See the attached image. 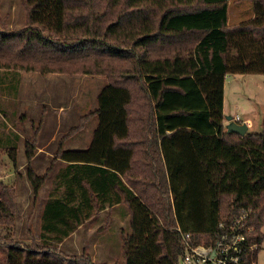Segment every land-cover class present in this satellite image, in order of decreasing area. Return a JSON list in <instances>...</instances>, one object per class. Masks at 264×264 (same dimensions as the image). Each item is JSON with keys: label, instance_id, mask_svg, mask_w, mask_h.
I'll return each mask as SVG.
<instances>
[{"label": "trees", "instance_id": "16d2710c", "mask_svg": "<svg viewBox=\"0 0 264 264\" xmlns=\"http://www.w3.org/2000/svg\"><path fill=\"white\" fill-rule=\"evenodd\" d=\"M249 1L253 17L230 25V0H23L24 27L0 28V81L37 70L27 60L36 52L51 56L36 62L41 72L77 68L108 79L90 146L61 153L67 166L41 214L43 252L117 204L130 213L124 264H180L181 232L215 244L219 223L243 211L262 244L264 122L244 136L224 125L227 76L264 74V0ZM91 51L102 56L76 66ZM2 125L0 161L6 151L16 165L22 138ZM47 178L28 171L35 196ZM13 195L0 181V216L11 217ZM242 264H253L249 254Z\"/></svg>", "mask_w": 264, "mask_h": 264}, {"label": "rangeland", "instance_id": "374dc122", "mask_svg": "<svg viewBox=\"0 0 264 264\" xmlns=\"http://www.w3.org/2000/svg\"><path fill=\"white\" fill-rule=\"evenodd\" d=\"M252 7L249 0H230V25L250 20ZM26 14L23 0H0L1 29L11 31L24 27ZM94 52L91 51L87 61L75 63L76 66L86 62L93 65L94 60H99L97 56H102ZM49 57L47 53L36 52L27 60L37 70L20 71L19 82L9 77L0 81V86H13L7 91L10 95L0 94V104L5 109L0 115V129L7 122L5 131L22 138L16 165L6 151L2 152L0 161V181L14 190L9 205L11 217L0 216V264H53L51 258L55 256L64 264H71L82 255H88L89 264H124L121 236L130 230V213L125 205L109 213H98L63 246L53 244L49 251L42 250L44 203L55 188L54 176L59 168L67 166L61 161V153L90 146L98 125L94 114L98 96L108 80L103 75L87 74L77 68L39 71L40 65L36 62L46 63ZM225 110L226 117L239 116L245 123L252 119L249 130L260 132L264 122V74H236L226 78ZM26 139L31 159L26 157ZM29 170L48 177L39 195L33 193ZM261 231L264 234V224ZM255 262L264 264V239Z\"/></svg>", "mask_w": 264, "mask_h": 264}, {"label": "built area", "instance_id": "2783aa9c", "mask_svg": "<svg viewBox=\"0 0 264 264\" xmlns=\"http://www.w3.org/2000/svg\"><path fill=\"white\" fill-rule=\"evenodd\" d=\"M235 121L241 119L237 116ZM251 126V123L248 124ZM251 211H243L230 222H220L215 244H195L190 234H183V255L180 264H242L249 254L253 264L262 244L256 239L255 227L248 225Z\"/></svg>", "mask_w": 264, "mask_h": 264}, {"label": "water", "instance_id": "95a60500", "mask_svg": "<svg viewBox=\"0 0 264 264\" xmlns=\"http://www.w3.org/2000/svg\"><path fill=\"white\" fill-rule=\"evenodd\" d=\"M226 119L228 120V124L226 125L228 132H234L241 136H244L248 132L249 126L247 123L240 124L236 122L231 116L226 117Z\"/></svg>", "mask_w": 264, "mask_h": 264}, {"label": "crops", "instance_id": "0c3cea01", "mask_svg": "<svg viewBox=\"0 0 264 264\" xmlns=\"http://www.w3.org/2000/svg\"><path fill=\"white\" fill-rule=\"evenodd\" d=\"M230 77V75H228L227 76V78H229ZM225 88H226V82H225ZM224 114H225V119H226V110H225V101H224ZM244 122V121H243ZM245 123V122H244ZM246 123L247 124H249V123H251V126H252V119H248L247 121H246ZM228 124V120L226 119V120H224V125H227ZM249 131V130H248ZM27 140V139H26ZM53 157V156H52ZM63 163L65 162V161H63V160H61ZM48 162H50V159L48 160ZM66 163V162H65ZM67 164V163H66ZM66 166V165H65ZM50 170H51V168H49ZM48 169V170H49ZM59 169H61V168H59ZM56 176V175H55ZM54 176V177H55ZM53 177V178H54ZM55 179V178H54ZM31 193H32V190H31ZM39 194H40V191H39ZM38 194V195H39ZM38 200H39V198H38ZM38 200H37V202L36 203H39L38 202ZM45 204V203H44ZM43 208V207H42ZM41 208V209H42ZM117 209H122V206H121V204H117V205H114L113 207H108V208H106L104 211H102V213H109V212H112V211H114V210H117ZM82 228V226L79 228V229H81ZM78 229V230H79ZM78 230L73 234V235H71L69 238H67V239H65L63 242H61L60 243V246H63L71 237H73L77 232H78Z\"/></svg>", "mask_w": 264, "mask_h": 264}]
</instances>
